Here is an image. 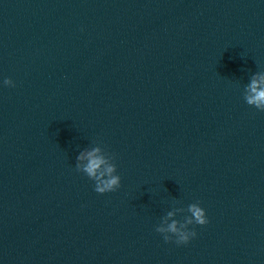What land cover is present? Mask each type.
Returning <instances> with one entry per match:
<instances>
[{
    "label": "water",
    "instance_id": "obj_1",
    "mask_svg": "<svg viewBox=\"0 0 264 264\" xmlns=\"http://www.w3.org/2000/svg\"><path fill=\"white\" fill-rule=\"evenodd\" d=\"M257 73L264 0H0V264H264Z\"/></svg>",
    "mask_w": 264,
    "mask_h": 264
},
{
    "label": "clouds",
    "instance_id": "obj_2",
    "mask_svg": "<svg viewBox=\"0 0 264 264\" xmlns=\"http://www.w3.org/2000/svg\"><path fill=\"white\" fill-rule=\"evenodd\" d=\"M6 86H14L13 80L5 78L3 81ZM245 102L254 106L260 111H264V74L257 73L251 79V82L246 87ZM99 148H94L86 153H81L77 159L84 160L87 157V163L83 166V172L91 179L94 183V190L97 193H106L117 190L121 185V177L116 173L117 166L114 164H108L103 170L101 166L105 165L106 161L102 156L97 155ZM79 169L80 166L77 165ZM188 211L191 216L186 218V221L178 227V221H173L168 224L167 227L159 226L156 227L158 233L163 234L164 240L171 241L173 236L177 244H186L189 240L197 235L195 229H186V225L199 224L205 225L208 223L206 216V210L200 206V204H190ZM169 216L173 213L169 212Z\"/></svg>",
    "mask_w": 264,
    "mask_h": 264
}]
</instances>
